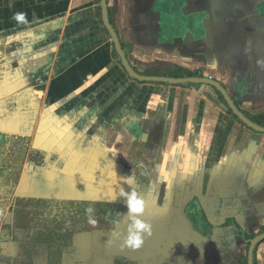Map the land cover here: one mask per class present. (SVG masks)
<instances>
[{
	"label": "crops",
	"instance_id": "0c3cea01",
	"mask_svg": "<svg viewBox=\"0 0 264 264\" xmlns=\"http://www.w3.org/2000/svg\"><path fill=\"white\" fill-rule=\"evenodd\" d=\"M105 1L0 0V135L10 151L15 139L26 141L23 165L29 169L5 177L4 186L0 180L1 202L9 191L0 209V264L95 260L91 232L75 231L77 210L66 207V217L60 204L83 194L87 200L125 199L120 191L95 188L79 177L76 163L85 164L86 154L77 149L85 140L84 149L110 143L117 165L123 158L134 167H148L151 156L156 162L154 172L144 175L152 182L142 217L152 224L151 236L145 234L139 249L122 246L127 231L122 239H110L108 228L102 231L104 220L101 256L106 259L114 245L115 258L126 256L129 264H250L251 243L264 234V132L232 126L230 118L219 130V111L208 108L205 98L188 87L155 83L175 97L166 94L159 101L164 107L147 115L144 131L159 136L154 151L143 146L145 157L142 145L127 138L124 144L119 132L133 131L126 121L146 114L134 107L136 95L128 106L122 93L113 99L104 93L112 80L129 79L112 64L99 10L104 13L105 3L127 61L147 78L201 69L222 80L243 113L261 117L264 0ZM91 80H99L95 88H89ZM207 159L208 174L207 167L203 171ZM157 182L167 203H155ZM193 200L198 220L190 214ZM102 211L101 219L107 212ZM251 262L264 264V236L253 246Z\"/></svg>",
	"mask_w": 264,
	"mask_h": 264
},
{
	"label": "rangeland",
	"instance_id": "374dc122",
	"mask_svg": "<svg viewBox=\"0 0 264 264\" xmlns=\"http://www.w3.org/2000/svg\"><path fill=\"white\" fill-rule=\"evenodd\" d=\"M99 12L102 14L101 30L107 33L108 42L109 41L111 42L112 54L114 56V60H112V64L117 63L119 67L123 70L126 76L125 78L129 79V80L127 79L126 80H112L113 82H115V84L113 85L114 88L112 87L110 83L108 85L105 84V87H104L106 88L105 92L103 91L104 88L102 92L106 94L111 93L112 99L116 96L115 93L117 94L119 92L122 93L124 96V101L128 103V106H130V103L133 104V102L131 101V97L134 94L136 95V98L138 99L134 107L136 108V106H139V109L143 111L142 113L146 114L145 116H141L140 118H138L136 122L126 121V126L128 123L132 127L133 131L132 133L130 132L131 133L130 134L128 133L127 128H125V132L124 131L123 133L119 132L120 138H122L123 136V139L125 142L124 144H126V141H125L126 138L129 140L130 143L133 142L131 144H134V145L140 144V146L142 145L140 147L141 148L140 152L142 153L143 146L144 147L149 146L153 150L155 148V141L157 142L159 141L158 140L159 136H156L155 133L153 132L148 133L144 131V129H146V126H147L146 124H149L150 122V117L147 115L148 114L153 115L154 112H157L159 109H162L164 107V104H161V102H159L160 99L164 100V98L166 97L165 95L166 94L169 95V93H172V91H165L163 87L157 88L155 87V85H153L155 83H160V84L166 83L167 85L188 87L192 92H195V94H197L198 96L205 98L206 103L210 102V107L208 106V108H213V112H214V109H215V112L219 111L218 112L219 114H216V116H219V119H218L219 120V123H218L219 130H222L223 127L227 126L226 121H228V124H230L229 122L231 121L229 120L231 119L232 126L233 125L237 127L242 126L243 128L257 130L256 132L258 131L264 132V114L263 116L260 117L261 114L258 116H254V115L251 116L250 114L248 115V114L243 113L239 109L240 108L239 102L237 100H234V98L228 93L226 86L224 85V83H222V80H217L211 76L203 75L201 69H192V71L190 72H186L184 70L182 71L175 70V72L171 73V76L169 77L167 76L165 78L157 77L158 79H153L156 77L147 78V76H144V74L147 72L144 73L143 71H140V70L137 71L136 70L137 67L135 65L132 66L133 64L127 61L128 60L127 53H126L127 50L118 41L117 35H116L117 40L115 41L112 34L110 33V30L107 27V23H108V25H110L112 29L111 16H110L108 9L105 8L107 22L105 21L104 13L101 11V9L99 10ZM108 45L110 44L108 43ZM147 45H150V44L147 43ZM139 53H143V52H139ZM163 65H164V68L172 67L168 63H164ZM98 81L99 80H91V86L89 88H95L97 86ZM218 86H220L224 90L223 91L224 93L218 88ZM34 88L39 89L38 86H35ZM219 93L223 95L224 99L219 96ZM169 97L174 98L175 96L174 94H172V96L169 95ZM171 98H169V100ZM226 98L230 100V104L232 105L228 103V100ZM231 106L236 108L240 112L241 116H243L250 124L254 126L248 124L245 120L240 118V116L237 115L233 111ZM124 126H125V123H124ZM109 134H115V133L110 132ZM133 137H137L139 140L137 138L134 139ZM81 138H83L84 140L86 139L85 136H81ZM121 140L122 139H120V142ZM136 140L139 142H137ZM14 141H15V148L13 151L12 150L10 151L9 149H4V136L3 134L0 135V180L2 179V183L0 182L2 184L1 186H4L5 177L12 176L15 178L22 171H25V172L29 171L27 166L25 167L23 165V150L25 149L26 141L23 140V138L15 139ZM80 144H82V146L79 147L77 150L79 151V153H83L86 155L84 157L85 164L79 165L77 164L78 162L76 163L77 172L79 174V177L91 182V184H95L96 185L95 188L99 189V186H102L103 189L105 191L107 190L108 192L120 191L121 188H123L126 192H131L132 190H135L145 200L146 194L148 191L147 189L149 188V185L152 182L149 179L145 178L144 175L149 172L151 173L154 172V169L156 167V162L154 161L153 156L150 155L151 158L149 159V161H146L147 164L149 165L148 166L149 168L147 167V165L146 167L143 165L135 166V167L132 166L131 164L129 165V163H126L125 158H123V161L121 160L122 161L121 164L118 163L117 165L116 162H117L118 156L116 154V151L110 148L112 147L110 143H108V146L106 145L107 148H102V149H99L97 147L94 148V146H92L94 149L92 148L84 149L83 146L87 145L86 140ZM146 150L143 151V156L145 157H147V152H145ZM167 154H169V152H167ZM207 162L211 163V160L207 159L205 163L203 164V171L207 167L205 169L206 174L211 172V165L208 164L207 166L206 165ZM22 167L24 169L21 171ZM131 175H134L135 177L134 185H128L124 180H120V179L117 180V177L119 178L122 176H131ZM159 183L160 182H157L155 184V186H157L155 187L156 193H157V195L155 196L156 197L155 203L156 204L167 203V200H166L167 193H164V194L161 193L160 191L161 187ZM178 186L182 189L183 183L181 184V186L180 184H178ZM166 187L167 186H165V189ZM164 195L166 196L165 199H164ZM83 197H85V194H83ZM82 198L79 200H76L75 202H72L73 204L70 203V206L72 205L77 210V215H76L77 217L74 216L76 218V221L74 223L75 231L80 232L83 230H89L91 232L93 246L95 247L91 249V252L92 250H95V249H97L98 251V252L93 251V253H96V256H95V260H92L91 262L92 264H115L116 262L115 257H117L115 255V252H116L117 246L111 245L112 250L108 249V252L109 253L111 252L114 254L107 253L106 259H105V256L103 257L100 255V251L104 250L105 252V249L104 248L102 249L99 247L100 246L99 242L101 238L100 232H99V229H100L99 226L102 223V221L105 220L107 225L102 224L103 225L102 231L104 230V228L107 227L109 231V238L113 240L114 238L112 237V232L118 231L121 233V239H122V236H123L122 232L123 231L126 232V229H127L125 228V225L127 224L126 204L125 203H115L112 201L87 200V199H82ZM122 198L126 199L123 196ZM1 200H3V198H1ZM195 203H196L195 200L189 203V206L191 207L190 214L196 216L198 220L200 216L197 213V211L194 209L196 208ZM49 204H51V202H49ZM83 206L94 208V212L92 215L97 220V225L95 227L91 226L88 223V214L85 213V210L82 212L80 211L79 208H85ZM103 209L107 211L106 212L107 219L105 218V216L103 219H101L102 216L100 214L101 212H103L102 211ZM52 213L53 211H47L46 214L51 216ZM122 214H125V216H122ZM121 217H122L121 222H119L117 225H113L109 223V220H114V219L121 218ZM51 231H52V228H51ZM51 234L52 232H49V236H51ZM120 243H123V239ZM125 257L126 256H122L121 258L122 260L124 259L123 261H121L122 264H127V262L125 261ZM86 263L87 261L85 260L83 264H86Z\"/></svg>",
	"mask_w": 264,
	"mask_h": 264
},
{
	"label": "clouds",
	"instance_id": "9594fccd",
	"mask_svg": "<svg viewBox=\"0 0 264 264\" xmlns=\"http://www.w3.org/2000/svg\"><path fill=\"white\" fill-rule=\"evenodd\" d=\"M258 63L264 66V61H258ZM118 179L124 180L128 185H134L135 183L134 175L117 177V180ZM119 195L126 198L124 202L127 207V234L123 236L122 246L139 249L144 244L145 234L148 236L152 234V224L142 218L145 213V201L135 190L126 192L121 188ZM85 211L88 214V223L95 227L97 225V220L92 215L94 208L88 207ZM122 216H125V214H122ZM121 219L122 217L109 220V223L117 225L121 222ZM112 237L114 239H120L121 233L113 231ZM109 243H111V240Z\"/></svg>",
	"mask_w": 264,
	"mask_h": 264
},
{
	"label": "water",
	"instance_id": "95a60500",
	"mask_svg": "<svg viewBox=\"0 0 264 264\" xmlns=\"http://www.w3.org/2000/svg\"><path fill=\"white\" fill-rule=\"evenodd\" d=\"M103 6H104V17H105V21H106V13H105V3L103 4ZM107 22V21H106ZM107 27H108V29L110 30V33L112 34V36H113V38H114V40L116 41L117 39H116V35H115V33H114V31L111 29V27H110V25H108V23H107ZM153 79H158V78H153ZM189 79V78H188ZM166 80H168V79H166ZM183 80V79H182ZM185 80H187V79H185ZM218 88L223 92L224 90L220 87V86H218ZM224 93V92H223ZM227 100H228V103L230 104V100L228 99V98H226ZM230 105H232V104H230ZM231 108L233 109V111L237 114V115H239L240 116V118H242L243 120H245L248 124H250L243 116H241V114H240V112L236 109V108H234L233 106H231ZM250 125H252V124H250ZM252 126H254V125H252ZM256 127V126H255ZM264 236V234L263 235H261V236H259V237H257L256 239H254L253 241H252V243H251V246H250V264H252V262H251V253H252V249H253V246L255 245V243L259 240V239H261L262 237Z\"/></svg>",
	"mask_w": 264,
	"mask_h": 264
},
{
	"label": "flooded vegetation",
	"instance_id": "af4514ba",
	"mask_svg": "<svg viewBox=\"0 0 264 264\" xmlns=\"http://www.w3.org/2000/svg\"><path fill=\"white\" fill-rule=\"evenodd\" d=\"M9 191H6V197H3V201H7V200H9L8 198H9ZM2 201V202H3ZM1 201H0V209H4L5 208V205H1V204H3ZM72 202H75V201H72V200H66V201H63V203H59L60 205H61V209L63 210V212H62V214L64 215V216H66V207H68V206H70V203L71 204H73ZM45 203V201L44 200H41V203L40 204H44ZM67 203V204H66ZM83 207H85V208H79L80 209V211L82 212V211H84V210H86L87 208H88V206H83ZM85 213H86V211H85ZM115 260H116V262H115V264H122V262L121 261H119V259H116L115 258ZM127 264H128V262H127Z\"/></svg>",
	"mask_w": 264,
	"mask_h": 264
},
{
	"label": "trees",
	"instance_id": "16d2710c",
	"mask_svg": "<svg viewBox=\"0 0 264 264\" xmlns=\"http://www.w3.org/2000/svg\"><path fill=\"white\" fill-rule=\"evenodd\" d=\"M219 96L221 97V98H223V95L221 94V93H219ZM224 99V98H223Z\"/></svg>",
	"mask_w": 264,
	"mask_h": 264
}]
</instances>
